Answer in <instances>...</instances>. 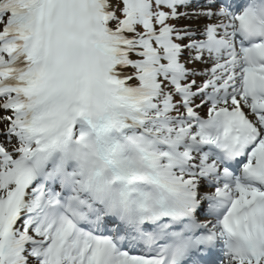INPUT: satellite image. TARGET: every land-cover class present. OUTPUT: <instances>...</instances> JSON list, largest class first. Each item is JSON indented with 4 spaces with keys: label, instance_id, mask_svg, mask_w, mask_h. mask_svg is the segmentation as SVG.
Wrapping results in <instances>:
<instances>
[{
    "label": "snow or ice",
    "instance_id": "6c2138e0",
    "mask_svg": "<svg viewBox=\"0 0 264 264\" xmlns=\"http://www.w3.org/2000/svg\"><path fill=\"white\" fill-rule=\"evenodd\" d=\"M0 264H264V0H0Z\"/></svg>",
    "mask_w": 264,
    "mask_h": 264
}]
</instances>
